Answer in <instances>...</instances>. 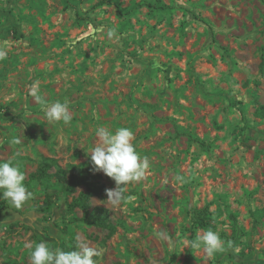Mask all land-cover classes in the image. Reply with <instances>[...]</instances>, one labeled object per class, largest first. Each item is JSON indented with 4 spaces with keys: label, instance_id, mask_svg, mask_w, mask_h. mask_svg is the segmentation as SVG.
Segmentation results:
<instances>
[{
    "label": "rangeland",
    "instance_id": "1",
    "mask_svg": "<svg viewBox=\"0 0 264 264\" xmlns=\"http://www.w3.org/2000/svg\"><path fill=\"white\" fill-rule=\"evenodd\" d=\"M101 1L0 0V161L14 158L33 192L0 217V264H30L41 241L68 251L71 239L103 250L97 264H264V118L254 115L264 106V0H161L164 11ZM35 81L43 102L29 94ZM56 101H67L69 123L48 121ZM97 127H129L150 162L124 188L132 199H91L116 227L110 238L72 223L63 196L37 213L46 190L28 182L44 158H90ZM204 207L209 227L195 229L192 210ZM208 229L225 241L211 258L185 243Z\"/></svg>",
    "mask_w": 264,
    "mask_h": 264
},
{
    "label": "clouds",
    "instance_id": "2",
    "mask_svg": "<svg viewBox=\"0 0 264 264\" xmlns=\"http://www.w3.org/2000/svg\"><path fill=\"white\" fill-rule=\"evenodd\" d=\"M116 35L115 29H109L108 37ZM7 44H0V60L7 55ZM29 94L37 101L43 102L40 94L39 82L35 81L29 88ZM45 115L49 122L69 123L72 116L69 112L67 101H56L46 104ZM96 142L91 148L90 160L95 171H101L104 175L115 182V187L106 190L107 201L114 207L122 202L132 199L124 195V188L129 183L139 182L146 176L150 169V162L147 157H141L135 144L134 132L129 127H119L114 131L105 127L95 129ZM25 174L20 167L14 163V158L7 161H0V199L16 209H21L27 201L33 198V192L29 191L24 181ZM178 182H184L182 176H177ZM157 240L161 242H172V237L166 229H159L154 232ZM191 249L201 248L209 258L225 250V241L220 234L211 229L199 232L194 239L185 242ZM231 247V242H228ZM30 247V264H97L94 257H100L103 250L89 246L87 243H78L73 250L65 251L60 247L51 248L45 241L36 243Z\"/></svg>",
    "mask_w": 264,
    "mask_h": 264
},
{
    "label": "trees",
    "instance_id": "3",
    "mask_svg": "<svg viewBox=\"0 0 264 264\" xmlns=\"http://www.w3.org/2000/svg\"><path fill=\"white\" fill-rule=\"evenodd\" d=\"M113 0H105L99 4H112ZM139 5L146 7L150 11L167 10L168 6L161 0H143ZM257 118H264V106L259 105L254 111ZM191 141H196L203 151H207L208 145L202 140H195L189 136ZM29 183H38L44 186L46 192L43 201L36 205L34 210L37 213H48L54 204V197L63 196L68 214L72 215V223H85L95 228L106 231V238H110L116 233V227L111 223L104 209L91 208V199L105 194V185L99 171H95L90 158L88 157L80 164L68 163L65 167H60L57 161L52 158H44L36 171L28 174ZM81 189L80 191H78ZM52 190L54 194L48 191ZM8 209L5 200L0 202V217ZM76 210L80 211L81 217H76ZM208 207L192 210L190 218L191 225L196 229H206L209 227ZM75 239L70 240V250L77 245Z\"/></svg>",
    "mask_w": 264,
    "mask_h": 264
}]
</instances>
